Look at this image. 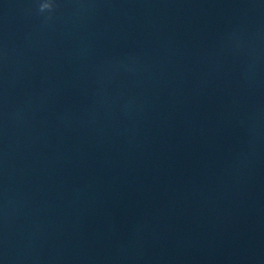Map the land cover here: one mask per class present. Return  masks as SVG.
I'll return each mask as SVG.
<instances>
[{"label":"water","instance_id":"obj_1","mask_svg":"<svg viewBox=\"0 0 264 264\" xmlns=\"http://www.w3.org/2000/svg\"><path fill=\"white\" fill-rule=\"evenodd\" d=\"M0 264H264V0H0Z\"/></svg>","mask_w":264,"mask_h":264},{"label":"clouds","instance_id":"obj_2","mask_svg":"<svg viewBox=\"0 0 264 264\" xmlns=\"http://www.w3.org/2000/svg\"><path fill=\"white\" fill-rule=\"evenodd\" d=\"M42 7H43V8H46V7H50V5H43Z\"/></svg>","mask_w":264,"mask_h":264}]
</instances>
